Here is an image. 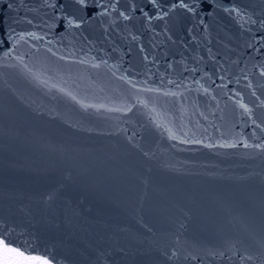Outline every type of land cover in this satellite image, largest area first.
I'll list each match as a JSON object with an SVG mask.
<instances>
[{
    "label": "water",
    "instance_id": "water-1",
    "mask_svg": "<svg viewBox=\"0 0 264 264\" xmlns=\"http://www.w3.org/2000/svg\"><path fill=\"white\" fill-rule=\"evenodd\" d=\"M8 2L18 7L15 0ZM58 2L65 5V12H72L68 0ZM132 2L121 0L117 7L127 11ZM136 2L135 19L123 21L113 13L115 23L97 19L82 31L73 29L65 34L62 46H53L55 56L42 42L39 51L31 47L34 41L12 42L13 57L24 55L30 65L55 77L53 82L67 81L65 87L78 98L136 106L131 112H84L55 90L30 82L18 69L0 66V230L7 229L0 236V264L6 260L30 264L25 257L45 253L54 264H264V153L180 142L185 133L207 137L206 143H219L222 135L264 142V108L254 110L253 118L262 127L253 136L254 126L231 92L240 91L250 107L255 103L253 90L264 100V77L259 75L264 49L245 47L260 34L259 25H251V32L242 30L241 22L221 12L211 20L205 17L206 31L201 26L189 33L195 23L192 16L177 10L166 18L167 24L151 25L161 34L155 42L164 41L154 51L153 32L139 13V7L150 6ZM233 2L255 13L253 18H264V0ZM30 7L34 11L27 19L36 25L51 12L35 0ZM17 15L24 18L23 11L10 12L0 0V23L7 26ZM13 28L26 34L31 26L13 23ZM129 33L140 36V41H132ZM193 34L198 44L190 40ZM138 43L159 61L157 65L144 60ZM209 47L223 70L208 59ZM72 51L74 59L92 62L96 57L108 63L97 69L59 59ZM197 52L204 61L191 58ZM182 56L184 63L167 68L169 61ZM14 62L0 51V65ZM184 64L199 70L185 72ZM225 70L224 83L233 82L218 88L217 74ZM204 71L211 78L195 84ZM121 75L125 80L118 79ZM129 79L141 84L147 79L149 87L164 90L174 88L167 83L172 79L189 88L179 89L178 97L163 96L137 92L126 82ZM249 82L253 88L245 87ZM50 194L54 199L49 202ZM5 245L16 252H6ZM177 247L203 259L169 260L165 251L170 255ZM212 252L224 255L213 257Z\"/></svg>",
    "mask_w": 264,
    "mask_h": 264
},
{
    "label": "snow or ice",
    "instance_id": "snow-or-ice-1",
    "mask_svg": "<svg viewBox=\"0 0 264 264\" xmlns=\"http://www.w3.org/2000/svg\"><path fill=\"white\" fill-rule=\"evenodd\" d=\"M33 0H15V3L18 7H13V3L8 2V0H3V6L7 8L10 12L20 13L24 12V18H20L17 15L14 21H11L4 26L0 23V51H3L5 57H12L14 59V63L12 64H5L0 66L5 67H12L14 69H18L26 78L30 80V82L37 83L38 86L47 88L49 92L55 90L56 92L60 93L61 95L69 98L75 104H78L84 112H88L89 110H93L95 113L104 115L109 112H131L132 107L136 105H129L126 108L122 107H115V106H108L102 100L97 102L93 100L92 102H86V98H78V94H74L71 89L65 87L67 81L63 82H53L55 77L47 75V72L37 68L35 65H30L29 62H26L24 55H15L13 57V44L12 42H24L29 43L30 41H34L36 43H32L31 47L39 51L38 44L43 43L44 47L47 52L51 53L52 55H56L57 53L53 51V46L59 47L63 45L64 36L66 33L70 32L71 30H81L86 24H90L94 20H102L107 22L111 20L115 23L116 17L113 16V13L118 15L119 19L123 21H130L135 19L136 16L134 12L138 6L136 0L130 5L129 10L124 11L120 10L117 5L121 3V0H68V4L72 7V12H65V5L60 4L58 0H35V3L40 4L42 8H48L51 10L50 13L46 12L45 17L46 19H42L40 24L36 25L33 23V20L27 19V15L29 12H33L34 9L30 7ZM143 4L148 5L150 7H139L140 18H142L146 25L149 26L148 30L153 32L150 46L155 51L160 45L164 43V41H159L156 43V39L160 33L155 32V30L151 27L154 21H163L167 24V19L170 16H174L177 10H180L185 15H191L194 20V25L188 29L189 33L193 32V29H199L201 26L206 31L208 28V23L205 21V17L207 16L209 20L215 17L218 13L227 14L230 17H233L238 22H241L240 26L242 30L251 32L253 29L250 27L251 25H259V35L253 37V41L246 43L245 47L251 48L254 51L259 52L261 49H264V18H253L255 13H250L247 9L241 8L236 5L233 0H171L169 4H165L164 0H143ZM264 16V13H262ZM2 20V18H0ZM13 23L21 24L27 23L31 26L30 29L25 30L24 32L17 33L15 28H13ZM248 27H245V26ZM32 28H39L40 31L31 30ZM63 28V31H59ZM47 29V31H44ZM105 35L106 38L110 40L108 37V29L105 28ZM15 33V35L13 34ZM131 36V40L134 42H139L141 37L129 33ZM86 39V38H85ZM125 39H127L125 37ZM167 39L172 43H175L171 35L167 36ZM190 40L193 43H199L197 40L196 35H190ZM91 43L90 41H88ZM5 45L8 47L5 48ZM184 48H188V44L182 45ZM138 47L141 53L144 54V60L149 62L152 65H157L159 61L155 59L154 56L150 58L148 52L145 51L143 43H138ZM117 49L114 47L113 51ZM103 51V49H101ZM129 54L131 49L128 50ZM208 59L213 61L214 63L218 64L220 69L223 70V63L221 61L216 60L215 53H213L212 49L209 47L206 49ZM167 54L165 53V56ZM75 51L69 52L67 55H60L59 59L65 61L66 63H78V64H85L89 63L90 67L92 68H100L103 65H106L108 61L106 59H99L97 60L96 57L92 58V62H89L83 58L74 59ZM193 60L199 62L204 61V57L199 55V53L193 54L191 57ZM185 58L182 56L180 61H169L167 63V68L169 70L172 69V64L174 62L184 63ZM233 63H237L234 61ZM199 69L197 67L189 68L186 64H184V71L185 72H192L195 73ZM54 71V70H53ZM115 75V73H113ZM227 72L226 70L223 74H217V79L221 81V84H217L216 87L218 88H226L227 83H232L233 81L228 80L227 83L224 81L227 79ZM259 75L264 77V66H262V70L260 71ZM47 77V78H45ZM211 78L210 73L208 71H204L199 79H195L193 82L195 84H200V80L204 78ZM120 80H125V76L121 75L118 77ZM244 80H248L247 73L243 75ZM127 83L131 84V87L135 89L137 92H148V93H158L163 96H171V97H178L182 95L179 93L178 90L182 87L187 89L189 85L187 83H181L178 80L168 79L167 83L169 85H174V88H169L167 90L161 89L159 87H149L147 79L141 84L139 81L132 82L131 79L126 81ZM235 82L239 84L240 77L235 79ZM164 83V80L161 79V84ZM215 83V81H213ZM246 88H253V85L249 82L245 85ZM208 89L205 88L204 92L208 93ZM232 92V99L235 101L237 106L242 110L243 115L247 118V122L254 126L253 128V136H255V130L261 129V124L257 122L256 119L253 118L254 110H258L260 108H264V100L260 99V96L256 94V91L253 90L251 95L255 97V103L252 107L249 104L243 102L242 93L237 91L235 88L231 90ZM55 98V96L53 97ZM239 98V99H237ZM215 100V97H212ZM139 103V101L137 102ZM135 135V133H133ZM185 138L181 139V143L185 144H197L202 145L207 148H239L243 147L245 149H254L257 152L264 153V142H256V143H249L247 140H237L235 138H230L228 136L222 135L220 137V142L217 143L215 141L205 142V139L195 138L194 136H188L187 133L184 134ZM171 139H177V136L172 135ZM131 139V137H129ZM258 139V138H257ZM147 155V153H145ZM54 199V194H50L48 196V201H52ZM7 229L0 230V236H4ZM5 239L8 240L9 243L13 241L5 236ZM264 247V245H262ZM6 252H16V249H9L5 245ZM18 256H24L23 252H17ZM213 257L219 256L223 257V252H212L209 253ZM165 255L168 256L169 260L180 261L181 259L185 261H190L193 259H203L202 256L198 257L193 253H186L182 248L177 247L171 251V254L165 251ZM247 260H252L253 256L249 255L246 257ZM26 261H29L30 264H54V258H48V254L45 253L42 256H32V257H25ZM5 264H15V262H11L6 260Z\"/></svg>",
    "mask_w": 264,
    "mask_h": 264
}]
</instances>
